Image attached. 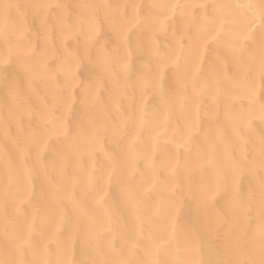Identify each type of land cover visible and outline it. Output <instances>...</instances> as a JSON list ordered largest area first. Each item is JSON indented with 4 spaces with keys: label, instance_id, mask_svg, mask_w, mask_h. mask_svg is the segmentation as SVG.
Instances as JSON below:
<instances>
[{
    "label": "bare ground",
    "instance_id": "1",
    "mask_svg": "<svg viewBox=\"0 0 264 264\" xmlns=\"http://www.w3.org/2000/svg\"><path fill=\"white\" fill-rule=\"evenodd\" d=\"M0 264H264V0H0Z\"/></svg>",
    "mask_w": 264,
    "mask_h": 264
}]
</instances>
